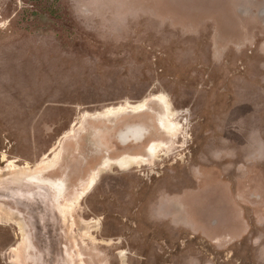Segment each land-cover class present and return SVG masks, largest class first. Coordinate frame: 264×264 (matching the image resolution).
<instances>
[{"label": "rangeland", "instance_id": "374dc122", "mask_svg": "<svg viewBox=\"0 0 264 264\" xmlns=\"http://www.w3.org/2000/svg\"><path fill=\"white\" fill-rule=\"evenodd\" d=\"M112 120L143 150L95 144ZM11 189L48 197L55 250L0 198V264H264V0H0Z\"/></svg>", "mask_w": 264, "mask_h": 264}, {"label": "flooded vegetation", "instance_id": "af4514ba", "mask_svg": "<svg viewBox=\"0 0 264 264\" xmlns=\"http://www.w3.org/2000/svg\"><path fill=\"white\" fill-rule=\"evenodd\" d=\"M164 5H167V4H164ZM167 6H171V5H167ZM103 123L108 124V125H104V124L99 125L98 124V127H97V123L88 124L87 130H86L87 134H88V136L90 135L89 137L94 136L93 142L95 144H97L96 143L98 141L97 138H101L102 144L105 146L108 145L107 148L109 147V148H111L110 150L112 152L118 153L119 154L118 156H130V157L134 156L132 154H126V153L120 154L119 153L120 149L117 148L116 145L121 144V143L124 145H132L133 148H134V145H135V147H137L139 145V149L141 151L143 150V148H142L143 146H141V145H143V140L146 138V135H145L146 131H145L144 135L138 139L133 138L131 136H129L127 139L122 138V132H124L127 129V127L132 126V125L133 126L138 125V124H135L134 122L132 124H130V123L127 124L124 122L123 123L117 122L115 120L114 121L113 120L112 121H103ZM157 123L159 124V122H157ZM158 127H160V126L159 125L155 126V124H154V126L152 125V128L149 131V132H151L150 134H151L152 138H154L156 140L155 142H158V139L160 137ZM99 128H102V129L100 130ZM99 133H100V135H98ZM135 142H137V143H135ZM149 144L152 145L153 143H151V141H150ZM150 146L149 147L146 146L145 148L150 149ZM100 153L102 154L103 152H101V151L97 152V154H100ZM118 156H116V157H118ZM141 156H142V154H141ZM116 157L110 158V159L104 158L101 160V162L106 160V159L109 161H114V159ZM98 158L99 157H97V155H96L93 158L92 162H95V164H97L99 161ZM89 160H91V159L90 158L86 159V162H85L86 165L80 164L83 168V174L81 175V181L84 182V183H81V185L86 184L89 181L90 176H91V173L89 174V171H90L89 165L91 164V163H89ZM77 165L78 164H76L75 166H77ZM74 167H73V169H74ZM78 172H80L79 166L77 167V169L73 175H75V176L79 175L80 173H78ZM175 184L176 183H167V185H173V186ZM37 191L38 190H33L30 193L23 192V194H24L23 195L22 190H19L20 193H16V195H15L14 189H11V192L14 193V196L11 194L10 198L15 199L19 204H21L24 207L25 206L27 207V209H28L27 211L29 212L30 216H32V223H33V226L36 230L35 231L36 232V239L39 241L38 246H39V248L43 249L46 252V254H48L49 257H51V255H54L53 250H55V229H56V218H57L56 212L52 211L53 209H52V206H51V203H50L48 197L42 195V193L39 194V192H37ZM183 207H184V205H183ZM165 208H166V210H168L167 205ZM51 251H52V253H51Z\"/></svg>", "mask_w": 264, "mask_h": 264}, {"label": "crops", "instance_id": "0c3cea01", "mask_svg": "<svg viewBox=\"0 0 264 264\" xmlns=\"http://www.w3.org/2000/svg\"><path fill=\"white\" fill-rule=\"evenodd\" d=\"M161 204V205H160ZM162 206V202L157 203V205L153 206L152 211H156L160 213L159 215L161 216L163 211H167L166 208Z\"/></svg>", "mask_w": 264, "mask_h": 264}, {"label": "water", "instance_id": "95a60500", "mask_svg": "<svg viewBox=\"0 0 264 264\" xmlns=\"http://www.w3.org/2000/svg\"><path fill=\"white\" fill-rule=\"evenodd\" d=\"M11 197V194L8 192H3L0 190V198H10Z\"/></svg>", "mask_w": 264, "mask_h": 264}, {"label": "bare ground", "instance_id": "6f19581e", "mask_svg": "<svg viewBox=\"0 0 264 264\" xmlns=\"http://www.w3.org/2000/svg\"><path fill=\"white\" fill-rule=\"evenodd\" d=\"M141 105H142V103H140L139 105H136V108H141ZM167 107V106H166ZM138 130H140V129H138ZM138 130H137V132H138ZM135 133H136V131H135ZM140 135V134H139ZM125 139H126V137H125Z\"/></svg>", "mask_w": 264, "mask_h": 264}]
</instances>
